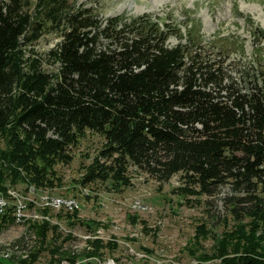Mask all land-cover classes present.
Listing matches in <instances>:
<instances>
[{
    "label": "trees",
    "instance_id": "obj_1",
    "mask_svg": "<svg viewBox=\"0 0 264 264\" xmlns=\"http://www.w3.org/2000/svg\"><path fill=\"white\" fill-rule=\"evenodd\" d=\"M48 29L60 40L40 54L35 42ZM203 40L198 25L185 34L156 12L105 16L77 0H0V189L7 177L60 183L56 165L72 160L89 129L104 137L100 157L113 160L96 157L85 182L128 185L129 165L161 182L180 174L184 200L204 196L209 207L222 198V221L233 219L212 257L264 264V55L236 68L220 39ZM48 224H35L43 237L23 264L46 249ZM70 248L52 246L60 259L50 264L103 254L98 240ZM210 257L200 254L199 264Z\"/></svg>",
    "mask_w": 264,
    "mask_h": 264
},
{
    "label": "rangeland",
    "instance_id": "obj_2",
    "mask_svg": "<svg viewBox=\"0 0 264 264\" xmlns=\"http://www.w3.org/2000/svg\"><path fill=\"white\" fill-rule=\"evenodd\" d=\"M81 2L105 16L156 12L178 23L185 34L188 27L196 24L204 42L220 39L216 42L228 52V59L234 61L236 68L254 62L259 52L264 55V0H77L78 5ZM48 30L35 42L40 54H46L60 40L55 29ZM179 40L175 35L168 39L170 44ZM103 144L104 137L88 129L72 147V160L56 165L61 180L55 186L37 187L22 180L14 183L10 177L4 180L2 195L10 197V190L21 191L17 200L27 202L29 207L21 220L15 219L10 209L0 212V264L27 262L29 249L38 247L43 237L35 224L45 222L49 223L44 232L47 247L31 264H50V260L60 259L59 253L50 252L52 246H60L61 250L72 247L73 254L90 248L93 240L101 242L102 256L76 259L80 264H199L202 253L211 256L204 264H222L219 258L212 257L214 246L233 223L229 214L222 221L223 199L209 207L204 196L200 197L201 202H189L176 191L182 182L180 174L161 182L133 165L127 172L131 178L128 185L114 187L111 180L100 178L85 182L82 176L87 166L100 157ZM100 158L108 163L113 160ZM31 187L35 188L34 193L29 191ZM48 194L74 198L76 205L71 209L45 205L42 197ZM136 199L146 206L142 208ZM198 226L207 233L198 235ZM196 236H200V242ZM22 238L28 248L17 244ZM16 244L21 250L13 247ZM11 247L15 250L11 251ZM58 264H71V260L61 258Z\"/></svg>",
    "mask_w": 264,
    "mask_h": 264
},
{
    "label": "built area",
    "instance_id": "obj_3",
    "mask_svg": "<svg viewBox=\"0 0 264 264\" xmlns=\"http://www.w3.org/2000/svg\"><path fill=\"white\" fill-rule=\"evenodd\" d=\"M9 192L12 194L10 195V197H6L5 195L0 194V209H5L6 211H8L10 208H12V213L15 219H18V217H23V215L26 213L24 210L29 207V204L23 203L22 200H17V193H23V192L21 191L18 192L13 190H10ZM53 199H60V204L61 202H71L72 207L74 208L75 203L73 201L62 200V196H54ZM136 200L141 205L142 208L143 206H146L142 200L140 199H136ZM75 261L77 262V264L81 263L80 260H75Z\"/></svg>",
    "mask_w": 264,
    "mask_h": 264
},
{
    "label": "bare ground",
    "instance_id": "obj_4",
    "mask_svg": "<svg viewBox=\"0 0 264 264\" xmlns=\"http://www.w3.org/2000/svg\"><path fill=\"white\" fill-rule=\"evenodd\" d=\"M29 188V187H28ZM31 193H34L35 192V188L34 187H31L30 188V190H29ZM29 192V194H31ZM0 194L2 195V193L0 192ZM17 195H20L19 193H17ZM53 197L54 196H50V194H48V195H44L43 197H42V200L43 201H45L44 203H45V205H49V206H56V207H58V208H60L61 206H64V207H66V208H73L72 207V203L71 202H61V204H60V199H53ZM20 200V199H19ZM62 200H66V201H73L75 204H74V207H75V205H76V202H75V200H74V198H70V197H65V198H62ZM23 203H27V202H23ZM28 204V203H27ZM0 212H3V209H0ZM25 215V214H24ZM21 218L22 217H18V220H21ZM13 247H16L17 249H20L21 250V248L16 244V245H14ZM13 247H11V251L12 250H15V249H13ZM9 253V252H8ZM15 254V253H14ZM5 255V254H4ZM12 258H14V257H12ZM14 263V262H13ZM5 264H11V263H5ZM111 264H116V263H114V261L111 263Z\"/></svg>",
    "mask_w": 264,
    "mask_h": 264
}]
</instances>
